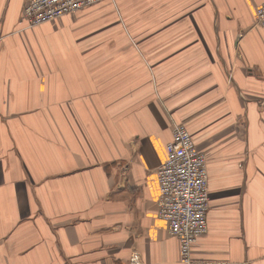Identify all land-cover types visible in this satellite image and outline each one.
<instances>
[{"label":"crops","instance_id":"crops-1","mask_svg":"<svg viewBox=\"0 0 264 264\" xmlns=\"http://www.w3.org/2000/svg\"><path fill=\"white\" fill-rule=\"evenodd\" d=\"M264 0H0V264H185L157 215L173 121L207 159L190 264H264Z\"/></svg>","mask_w":264,"mask_h":264},{"label":"built area","instance_id":"built-area-1","mask_svg":"<svg viewBox=\"0 0 264 264\" xmlns=\"http://www.w3.org/2000/svg\"><path fill=\"white\" fill-rule=\"evenodd\" d=\"M100 1L25 0L21 19L27 26H34ZM254 22L264 29V2L255 8ZM155 177L157 215L167 223L168 233L177 238L180 261L190 264L191 246L207 230L209 194L206 156L196 148L184 122H172L171 139L165 145V158L155 169Z\"/></svg>","mask_w":264,"mask_h":264}]
</instances>
